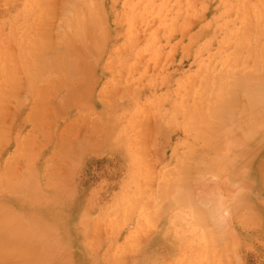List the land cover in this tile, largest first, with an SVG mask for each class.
Masks as SVG:
<instances>
[{
  "label": "rangeland",
  "instance_id": "374dc122",
  "mask_svg": "<svg viewBox=\"0 0 264 264\" xmlns=\"http://www.w3.org/2000/svg\"><path fill=\"white\" fill-rule=\"evenodd\" d=\"M0 264H264V0H0Z\"/></svg>",
  "mask_w": 264,
  "mask_h": 264
}]
</instances>
